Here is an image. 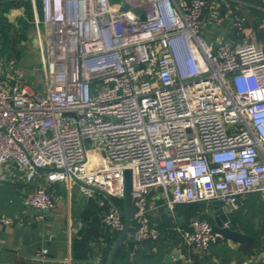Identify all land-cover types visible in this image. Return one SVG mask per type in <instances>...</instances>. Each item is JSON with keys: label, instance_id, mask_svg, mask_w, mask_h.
<instances>
[{"label": "built area", "instance_id": "built-area-1", "mask_svg": "<svg viewBox=\"0 0 264 264\" xmlns=\"http://www.w3.org/2000/svg\"><path fill=\"white\" fill-rule=\"evenodd\" d=\"M42 1L45 87L33 93L20 76L0 86V166L24 171L23 204L40 219L54 207L50 185L79 181L85 194L123 199L126 170L138 243L160 237L152 190L171 211L264 193V46L207 42V0ZM229 5L214 21L241 32L248 15ZM103 222L123 231L120 206ZM177 229L199 250L220 238L200 217Z\"/></svg>", "mask_w": 264, "mask_h": 264}, {"label": "crops", "instance_id": "crops-1", "mask_svg": "<svg viewBox=\"0 0 264 264\" xmlns=\"http://www.w3.org/2000/svg\"><path fill=\"white\" fill-rule=\"evenodd\" d=\"M208 2L202 18V36L207 42L216 46L226 41L235 46L248 40L264 46V31L257 28L264 18V0ZM227 2L229 7L248 15L243 31L237 32L231 20L215 23L214 15L223 14ZM42 19V0H0L1 87L10 86L20 76L31 92L41 91L36 77L38 66L42 70L44 35L43 26L37 23ZM1 176L0 264H106L123 231L109 230L103 217L114 206L113 201L123 208L124 199L112 201L99 191L85 194L78 182H57L49 187L54 207L40 219L36 210L23 204L25 192L31 188L24 180V171L14 163L4 164L0 166ZM147 198L150 221L160 237L154 242L138 243L132 237L131 224L111 264H264V246L260 242L264 235V193L245 196L230 209L217 201L196 204L195 217L213 223L217 216L227 214L237 230L254 238L252 244H245L220 236L208 250L181 241L177 228L186 227L194 218L181 205L171 211L161 189L150 191ZM5 218L11 223H4ZM174 254L177 257L167 263V257Z\"/></svg>", "mask_w": 264, "mask_h": 264}, {"label": "water", "instance_id": "water-1", "mask_svg": "<svg viewBox=\"0 0 264 264\" xmlns=\"http://www.w3.org/2000/svg\"><path fill=\"white\" fill-rule=\"evenodd\" d=\"M207 1H212V0H207ZM68 115V114H66ZM79 184H83L81 182L78 181ZM95 191H99L100 193L105 194L109 199L112 200V197H110L109 195H107L105 192H102L99 189L93 188ZM131 191H132V176H131V171L130 170H126L125 171V193H124V205L122 209L124 218H125V228L117 242V244L111 249L107 262L106 264H111L112 260H113V256L115 254V251L117 250L119 244L121 243V241H123V239L126 237L128 231L130 230L131 224H132V218L135 212L134 209V202H133V197L131 195ZM113 201V200H112ZM114 203V206L119 207V205L117 203ZM179 223L181 224L183 221V218L180 217L178 219ZM213 226V230L215 233L219 234L220 236L232 240V241H237V242H241V243H245V244H252L254 241V238L240 232L239 230L236 229V226L234 225V223L231 221V219L229 218V216L227 214H221L219 216H217L214 220V222L212 223ZM260 242L261 245L264 246V235L262 237H260ZM173 257H177V255H173V256H168L167 257V263H171L172 258Z\"/></svg>", "mask_w": 264, "mask_h": 264}, {"label": "trees", "instance_id": "trees-1", "mask_svg": "<svg viewBox=\"0 0 264 264\" xmlns=\"http://www.w3.org/2000/svg\"><path fill=\"white\" fill-rule=\"evenodd\" d=\"M181 207L184 209L185 213L192 215V217H195V215L198 213V205L196 204L181 205Z\"/></svg>", "mask_w": 264, "mask_h": 264}, {"label": "rangeland", "instance_id": "rangeland-1", "mask_svg": "<svg viewBox=\"0 0 264 264\" xmlns=\"http://www.w3.org/2000/svg\"><path fill=\"white\" fill-rule=\"evenodd\" d=\"M40 62V61H39ZM38 66V65H37ZM36 86L42 91L45 87L44 85V77H43V71L40 69V66H38L37 71V77H36Z\"/></svg>", "mask_w": 264, "mask_h": 264}]
</instances>
